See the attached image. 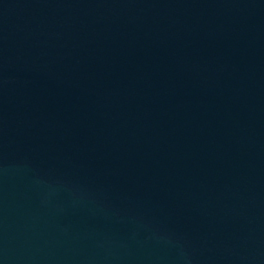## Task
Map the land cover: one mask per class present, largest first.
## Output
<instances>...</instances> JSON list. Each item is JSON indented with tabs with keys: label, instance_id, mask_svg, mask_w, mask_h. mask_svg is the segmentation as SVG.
I'll use <instances>...</instances> for the list:
<instances>
[{
	"label": "water",
	"instance_id": "water-1",
	"mask_svg": "<svg viewBox=\"0 0 264 264\" xmlns=\"http://www.w3.org/2000/svg\"><path fill=\"white\" fill-rule=\"evenodd\" d=\"M0 264H264V0H0Z\"/></svg>",
	"mask_w": 264,
	"mask_h": 264
}]
</instances>
